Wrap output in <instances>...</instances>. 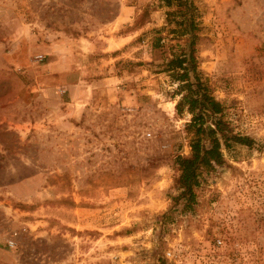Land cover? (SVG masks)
I'll return each mask as SVG.
<instances>
[{"label": "rangeland", "instance_id": "obj_1", "mask_svg": "<svg viewBox=\"0 0 264 264\" xmlns=\"http://www.w3.org/2000/svg\"><path fill=\"white\" fill-rule=\"evenodd\" d=\"M190 2L0 0V264H264V0ZM174 16L254 140L223 149L191 210Z\"/></svg>", "mask_w": 264, "mask_h": 264}, {"label": "trees", "instance_id": "obj_2", "mask_svg": "<svg viewBox=\"0 0 264 264\" xmlns=\"http://www.w3.org/2000/svg\"><path fill=\"white\" fill-rule=\"evenodd\" d=\"M164 2L168 6L176 5L175 12L180 14H186L193 4L190 0ZM175 17L174 22L179 26L176 33L180 36L191 35L189 49L183 48L179 53H173L165 64V70L170 71L179 83L177 92L182 94L176 104L177 112L182 114L188 110L192 115L186 125L192 136L191 153L188 156L178 155L176 159L180 171L178 185L182 189L179 196L184 197L185 208L191 210L198 201L196 189L201 186V176L205 171H212L226 162L223 149H230L234 143L252 146L254 140L231 130L224 119L223 102L211 94L208 84L202 79L195 56V21L191 18L177 21Z\"/></svg>", "mask_w": 264, "mask_h": 264}, {"label": "built area", "instance_id": "obj_3", "mask_svg": "<svg viewBox=\"0 0 264 264\" xmlns=\"http://www.w3.org/2000/svg\"><path fill=\"white\" fill-rule=\"evenodd\" d=\"M15 244V242L13 240H9V245L13 246Z\"/></svg>", "mask_w": 264, "mask_h": 264}]
</instances>
